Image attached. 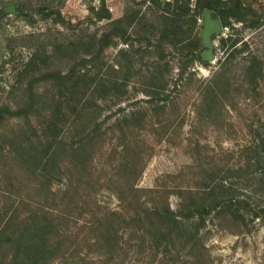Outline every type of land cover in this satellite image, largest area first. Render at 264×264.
<instances>
[{
  "label": "rangeland",
  "instance_id": "1",
  "mask_svg": "<svg viewBox=\"0 0 264 264\" xmlns=\"http://www.w3.org/2000/svg\"><path fill=\"white\" fill-rule=\"evenodd\" d=\"M105 1L113 19L135 9L145 16V20L132 24L129 29L132 38L128 44L118 40L116 46H110L104 51L101 59L96 60L89 68L80 70V74L88 73L85 80L78 81L79 86H83L81 89L86 95V102L90 103L81 106L83 119L80 125L68 126L63 132L57 162H73L75 144L87 138V151L83 154L89 152L88 171L94 180V185L89 190L95 193L100 209L119 210L120 201L111 190L113 185L120 184L121 181L119 179L115 182L118 179L120 159H113L109 154L116 143L114 138L109 139L103 149V131L117 118L134 109H149L148 91L156 82L153 78L160 73L158 83L166 84L165 94L169 96L170 110L175 111L172 118L174 123L169 136L161 141L156 140L150 126L139 131L138 139L146 142L150 154L136 183L138 187H195L201 181L198 175L200 178L207 175V172L200 171L214 168L207 163L210 159L228 158L227 153L234 151L235 154L230 158V165L234 168L219 174L235 183L239 193L247 196L255 181L256 167L245 166L250 158L240 151L257 135L259 125L264 123V99L259 101L258 95L259 92L264 93V78L257 86L258 91L246 86L245 78L247 67H256L259 62L262 63L264 77V18L259 19V14H264V0H243L247 9L258 12L257 17L249 15L245 22L232 20V25L216 38L215 61L208 62V65L200 60L194 61L177 86L174 83L182 59L180 53L167 43H162L158 51L155 46L165 24L172 25L171 18H163V11L150 0H136L135 3L132 0ZM22 3H26L28 11L34 13L41 6L59 10L67 24L56 22L55 14L46 19L36 13L34 24H29L18 14H4L10 5ZM99 7L100 0H0V108L8 106L11 110H19L25 107L31 84L37 92L35 107L31 111L20 116L7 115L0 124V215L4 213V206L9 208L8 215H12L14 209L25 215L28 211L36 210L42 202L37 195L40 167L38 160L43 156L44 147L39 142L36 126L38 117L49 110L53 96L60 93L59 87L50 80H45L43 74L54 70L66 72L88 53L96 51L92 45L93 39L99 38L110 28L108 20L96 19L92 10ZM199 21L202 23V20ZM145 37L151 40L149 47ZM222 38L225 39L224 45ZM131 43L139 50L132 56V68L128 60L119 54L120 50L131 48ZM202 51L200 41L195 53L200 56ZM156 53L163 54L164 60H160ZM31 59H34V63L27 69ZM165 64L168 71L164 68ZM92 79L95 80L90 86ZM103 79L108 83L124 82L126 89L119 97L103 100L102 91H94L102 87L96 84L103 83ZM209 87L214 88V95L208 96ZM212 101L215 102L211 106L213 115L209 117L211 111L206 106ZM118 109L124 111L119 113ZM181 121L183 125L179 126ZM197 141L201 145H207L200 155L203 162L197 159V151L193 150V142ZM106 149L108 151L104 153ZM241 166L243 168L239 170ZM2 171H11L9 177L22 181V198H19L20 194L17 195L16 189L10 185ZM50 172L53 174V169ZM110 183H113L111 188ZM54 189H58L57 184ZM232 195L231 190L216 192L219 199H227ZM10 196L16 199L15 203L5 205L7 202L3 201ZM179 202L180 198L176 194L170 196L173 209L178 208ZM92 205L91 201L89 208ZM11 206L13 207L10 208ZM85 218L89 217L84 214L78 220V225L82 226ZM220 224V220L212 214L207 226L201 231V239L207 248V256L204 257L207 264H264V230L259 226L258 220L257 224L250 225L251 232L239 234L232 233ZM3 226L4 222H0V229ZM184 253L180 255L179 264H189L191 261V257ZM9 254L8 248L1 250L0 261L8 258ZM153 257L154 252L147 251L138 256L133 249L128 253L125 263L158 264L154 260L161 256ZM84 258L94 264H99L101 260L98 252L83 250L70 261L57 259L49 264H76Z\"/></svg>",
  "mask_w": 264,
  "mask_h": 264
},
{
  "label": "trees",
  "instance_id": "2",
  "mask_svg": "<svg viewBox=\"0 0 264 264\" xmlns=\"http://www.w3.org/2000/svg\"><path fill=\"white\" fill-rule=\"evenodd\" d=\"M100 1L101 7L92 11L98 21L108 20L110 28L99 38L93 39L92 45L96 51L88 53L66 72L54 70L43 74L45 80H50L59 87L60 93L53 96L49 110L38 117L36 126L39 142L44 147L43 156L38 160L40 167L37 195L42 202L38 204L36 210L28 211L25 215H21L18 209H14L12 215H8L9 208L3 207L4 213L0 215L2 216L0 222H4V226L0 229V251L8 248L10 254L8 258L1 260L0 264H49L50 261L57 259L70 261L79 256L83 250L98 252L101 259L99 264H126L127 255L133 249L138 256L144 255L147 251L154 252L153 258L161 256L154 260L158 264H179L183 252L191 257L189 264H207L204 260L207 248L201 239V231L207 226L208 218L212 214L220 220L221 227L229 229L232 233L251 232L252 227L250 229L249 227L251 224H257V220L264 230V123L259 121L261 125L257 135L240 151L250 158L245 166L256 167L255 181L247 196L239 193L235 183L219 174L234 168L230 165L234 151L227 153L228 158L210 159L207 163L212 164L214 168L202 169L200 172H207V175H203L202 178L198 175L201 181L197 182L195 187L192 185L165 187L166 189L138 187L136 183L150 154L146 142L138 139L139 131L150 126L156 140L161 141L169 136L174 123L172 118L175 111L170 110L169 96L165 94L166 84L158 83L161 75L159 73L153 78L156 82L154 81L148 91L149 109H134L117 118L103 131V149L109 139L116 140L109 154L113 159H120L117 168L118 179H115V182L117 183L119 179L121 181L117 185L110 183L109 187L113 185L111 191L120 201V209H100L95 193L89 190L94 185V180L88 171L89 152L83 154L85 150L87 151V138L75 144L73 162L64 160L58 163L61 136L68 126L80 125L83 119L81 106L90 103L86 102V95L81 89L83 86H79L78 81L85 80L88 73L80 74V70L89 68L96 60L101 59L104 51L110 46H116L118 40L128 44L132 38L129 32L132 24L138 20H145V16L143 17L142 13L135 9H131L120 18L113 19L106 1ZM132 2L135 3L136 0ZM150 2L163 11V18L166 20L171 18L172 21V25L165 24L162 28L158 44L155 46L158 51L162 43H167L180 53L182 59L174 83L176 86L183 80L194 61L200 60L204 65H208V62L195 53L200 46L199 35L203 28L199 19H203L205 10H211L213 17L219 18L223 27H230L232 20L245 22L247 16L258 15L255 10L247 9L243 0H196L193 4L192 0H150ZM16 7L17 14L29 24L35 23L36 13H40L41 17L46 19L52 18L55 14L56 22L67 24L61 11L49 10L48 6L38 7L35 13L28 11L26 3ZM261 18H264V14H259V19ZM145 38L149 47L151 40ZM221 42L224 45L225 39L222 38ZM138 52L139 50L131 43V48L122 49L119 54L128 60L132 68L134 66L132 56ZM157 55L160 60H164L163 54L156 53ZM33 63L34 59H31L27 69H30ZM164 68L168 71L166 64ZM263 78L261 62L256 67L254 65L247 67L246 86L258 91L257 86ZM94 80L90 81V86ZM222 82L224 84V81ZM96 85L102 86L94 91L97 93L102 91L103 100L108 97H119L127 86L124 82L108 83L104 79L103 83L98 82ZM213 93H215L214 88L209 87L208 96L214 95ZM258 95L259 101L264 99V93L259 92ZM36 96L37 92L31 84L25 107L19 110H11L8 106L0 108V124L7 115L14 117L31 111L35 107ZM213 104L214 101L206 106L211 111L209 117L213 115L211 114ZM123 111L118 109L119 113ZM262 114L264 116V110ZM182 125L183 121L179 123V126ZM193 145L190 146L197 151V159L200 160L201 151H205L207 145H201L199 141L193 142ZM150 149L153 150L152 147ZM107 151L108 149L104 153ZM3 156L5 157L4 154ZM242 168L241 166L239 170ZM51 169L53 174L50 172ZM2 172L4 177L8 178L10 185L16 189L17 195L20 194L19 198H22L24 189L22 181L9 177L11 171ZM111 181L113 182L112 179ZM55 184L58 185L56 190ZM229 190L234 195L227 199H219L216 196L217 191ZM172 194L180 198L176 210L171 207ZM5 201L7 202L5 205H8L15 203L16 199L10 196L3 202ZM91 201L93 205L89 208ZM84 214L89 218L84 219L82 226L78 225V220ZM76 264L94 263L84 258Z\"/></svg>",
  "mask_w": 264,
  "mask_h": 264
},
{
  "label": "water",
  "instance_id": "3",
  "mask_svg": "<svg viewBox=\"0 0 264 264\" xmlns=\"http://www.w3.org/2000/svg\"><path fill=\"white\" fill-rule=\"evenodd\" d=\"M18 13L16 5H10L5 9L4 14ZM202 30L200 38L202 42L203 51L200 57L205 62H214L216 59V38L221 36L224 32L225 27L219 18H214L211 10H205L202 19Z\"/></svg>",
  "mask_w": 264,
  "mask_h": 264
},
{
  "label": "built area",
  "instance_id": "4",
  "mask_svg": "<svg viewBox=\"0 0 264 264\" xmlns=\"http://www.w3.org/2000/svg\"><path fill=\"white\" fill-rule=\"evenodd\" d=\"M192 1H193L194 3L196 2V0H192ZM225 29L227 30V27H225ZM225 29H224V30H225ZM224 34H225V33H224Z\"/></svg>",
  "mask_w": 264,
  "mask_h": 264
}]
</instances>
